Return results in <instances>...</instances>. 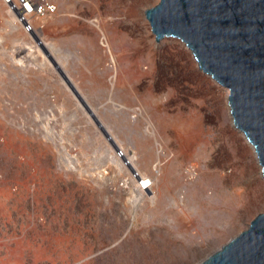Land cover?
I'll list each match as a JSON object with an SVG mask.
<instances>
[{
    "label": "rangeland",
    "instance_id": "rangeland-1",
    "mask_svg": "<svg viewBox=\"0 0 264 264\" xmlns=\"http://www.w3.org/2000/svg\"><path fill=\"white\" fill-rule=\"evenodd\" d=\"M88 1L90 49L68 51L0 0V264H200L264 213L254 149L227 89L156 42L159 0Z\"/></svg>",
    "mask_w": 264,
    "mask_h": 264
},
{
    "label": "water",
    "instance_id": "water-1",
    "mask_svg": "<svg viewBox=\"0 0 264 264\" xmlns=\"http://www.w3.org/2000/svg\"><path fill=\"white\" fill-rule=\"evenodd\" d=\"M145 18L157 43L181 41L199 69L227 89L233 124L264 179V0H159ZM200 264H264V213Z\"/></svg>",
    "mask_w": 264,
    "mask_h": 264
},
{
    "label": "crops",
    "instance_id": "crops-1",
    "mask_svg": "<svg viewBox=\"0 0 264 264\" xmlns=\"http://www.w3.org/2000/svg\"><path fill=\"white\" fill-rule=\"evenodd\" d=\"M55 2L58 5L57 13L54 16L38 20L41 22L36 24L37 33L42 42L53 49L60 47L62 44L68 51L76 50L78 47H84L86 50L90 49L88 43L89 34L92 27H95L90 18L92 15L89 9L90 2L88 0H55ZM83 57L86 58V56ZM101 58L102 55L98 53V59ZM86 60H88V62L86 61L87 65L85 62L84 64L88 66L90 57H87ZM80 62L82 60L73 62L72 65H80ZM103 62L104 64L106 63L105 59ZM94 67L95 69H100L102 66L97 65L96 62L93 63L92 68Z\"/></svg>",
    "mask_w": 264,
    "mask_h": 264
},
{
    "label": "built area",
    "instance_id": "built-area-1",
    "mask_svg": "<svg viewBox=\"0 0 264 264\" xmlns=\"http://www.w3.org/2000/svg\"><path fill=\"white\" fill-rule=\"evenodd\" d=\"M9 13L14 15L16 23L26 34L37 33L36 22L51 16L58 11L55 0H2ZM118 150V149H117ZM121 159H126L123 152L118 151ZM133 178L137 182L138 189L148 192L152 187L150 178L142 177L138 172H133Z\"/></svg>",
    "mask_w": 264,
    "mask_h": 264
},
{
    "label": "bare ground",
    "instance_id": "bare-ground-1",
    "mask_svg": "<svg viewBox=\"0 0 264 264\" xmlns=\"http://www.w3.org/2000/svg\"><path fill=\"white\" fill-rule=\"evenodd\" d=\"M8 9V8H7ZM16 21V20H15ZM39 22H41V21H38V22H36V24L37 23H39ZM36 28H37V26H36ZM28 35H31V34H28ZM35 35V34H34ZM36 38H37V40L39 41L38 43H39V45L41 46V45H43V43H42V39H40L39 37H38V34H36ZM167 37H165V38H163L162 40H164V39H166ZM35 42V41H34ZM27 57V56H26ZM210 77V76H209ZM235 127V126H234ZM236 128V127H235ZM237 129V128H236ZM238 130V129H237ZM117 155H118V153H116ZM118 158H120L119 156H117ZM121 159V158H120ZM134 159V157L132 158H130L129 160H130V162H128V164H130L131 162H132V160ZM127 163V162H126ZM127 166V165H126ZM142 177H146L144 174L142 175ZM153 182H152V187H153Z\"/></svg>",
    "mask_w": 264,
    "mask_h": 264
}]
</instances>
